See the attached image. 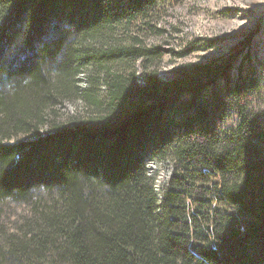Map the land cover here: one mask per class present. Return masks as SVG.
<instances>
[{"label": "trees", "instance_id": "trees-1", "mask_svg": "<svg viewBox=\"0 0 264 264\" xmlns=\"http://www.w3.org/2000/svg\"><path fill=\"white\" fill-rule=\"evenodd\" d=\"M173 2L0 0V264H264L262 66L161 80Z\"/></svg>", "mask_w": 264, "mask_h": 264}, {"label": "rangeland", "instance_id": "rangeland-1", "mask_svg": "<svg viewBox=\"0 0 264 264\" xmlns=\"http://www.w3.org/2000/svg\"><path fill=\"white\" fill-rule=\"evenodd\" d=\"M156 25L165 32L147 36L143 41L148 46L161 45L172 51L163 57L158 68L161 80L173 78L174 69L183 63L230 58L243 50L240 60L248 55L262 66L261 95L254 103L264 112V0H174L172 6L161 11ZM192 45L195 51L188 56L181 59L174 55ZM65 108L73 113V106ZM235 121L232 116L226 126ZM147 168L159 191L170 177L171 166L168 162H148Z\"/></svg>", "mask_w": 264, "mask_h": 264}]
</instances>
